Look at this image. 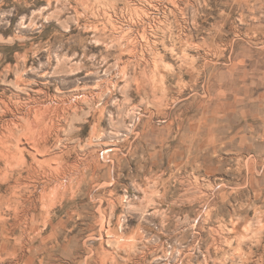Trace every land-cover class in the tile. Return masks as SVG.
I'll use <instances>...</instances> for the list:
<instances>
[{
  "label": "rangeland",
  "instance_id": "obj_1",
  "mask_svg": "<svg viewBox=\"0 0 264 264\" xmlns=\"http://www.w3.org/2000/svg\"><path fill=\"white\" fill-rule=\"evenodd\" d=\"M175 1L0 0V264H264V0Z\"/></svg>",
  "mask_w": 264,
  "mask_h": 264
},
{
  "label": "bare ground",
  "instance_id": "obj_2",
  "mask_svg": "<svg viewBox=\"0 0 264 264\" xmlns=\"http://www.w3.org/2000/svg\"><path fill=\"white\" fill-rule=\"evenodd\" d=\"M171 1V0H170ZM175 0H173V2H174ZM179 1V0H178ZM176 2V1H175ZM175 5V4H174ZM177 5V4H176ZM150 51V50H149ZM153 53V52H152ZM155 55V54H154ZM28 108V107H27ZM8 111H9V109H7ZM33 111V110H32ZM33 126L34 127H38V123L35 121V122H33ZM47 133V132H46ZM45 133V134H46ZM43 134V133H42ZM25 137V136H24ZM3 139V138H2ZM30 139V138H29ZM19 140V139H18ZM31 140V139H30ZM20 142H23L22 140H20ZM29 144V143H28ZM35 144V147H31V149H32V151H35V152H37V153H39L40 151H39V147L37 146V143H34ZM20 145H22V143H20L19 144V146ZM18 150H20V152H23V151H25L26 149L25 148H21L20 147V149L18 148ZM30 152L31 154H33V152ZM263 172V171H262ZM261 175V174H260Z\"/></svg>",
  "mask_w": 264,
  "mask_h": 264
}]
</instances>
